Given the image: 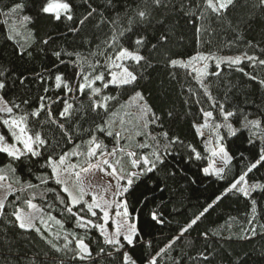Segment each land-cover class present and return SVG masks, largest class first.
<instances>
[{
    "label": "snow or ice",
    "instance_id": "6c2138e0",
    "mask_svg": "<svg viewBox=\"0 0 264 264\" xmlns=\"http://www.w3.org/2000/svg\"><path fill=\"white\" fill-rule=\"evenodd\" d=\"M249 2L244 0L245 5ZM121 3L122 0H41L37 15L50 18L68 33L80 36L89 48L86 55L75 51L52 52L58 62L54 67L70 63L76 68L75 79L68 80L63 73L53 69H46L47 76L36 73L35 81L44 87L33 109L22 107L30 104L29 99L19 102L6 99L11 89L17 84L25 85L29 77L0 66V126L7 129V134L0 132V154L7 158V162L0 166V190L4 192L0 196V219L22 232H34L56 254L49 258L46 251L44 259L39 260L36 258L40 256L38 252L36 257L27 260V264H159L160 258L175 251L176 242L229 194L249 202L248 227L242 231L252 236L257 234L254 223L258 215L256 195L264 199V181L253 180L250 174L264 167V105L253 114L246 110V106L254 101L245 96L242 102L226 107L231 88L227 89L222 101L213 95V82L209 78L221 77V65L235 66L236 71L264 89V78L239 67L245 61L253 69L264 67V58L248 52L231 57L199 50L205 44L211 45L214 34L218 33L213 20L220 28L226 26V30L235 33L233 40L228 41L232 44L242 39L241 24L252 19L253 14L233 23L229 12L236 9L237 0H197L195 5L191 0H179V11L190 18L189 23L196 25L198 45L195 55L184 57L173 53L169 47L173 29L165 26L163 20H156L154 15L161 10L176 8L177 0H141L135 8L125 4L123 11ZM251 6L264 9V0H255ZM25 7L24 3L16 2L0 14L17 17L19 24L13 21L7 39L16 43L21 58H31L33 52L29 49L38 41L35 33L27 27L34 23L33 17L21 15ZM109 12L114 15L106 14ZM4 22L7 24L8 20ZM89 29H95L90 38ZM21 36L23 42L19 39ZM51 39L49 36L39 43L48 45ZM246 44L251 49L259 48L264 54L259 41H247ZM64 56L74 59L65 60ZM212 63L216 70L209 71ZM157 68L167 70L170 80L179 82L180 77H191L198 85L199 92H193L188 86L186 94L190 99L197 97L195 103L200 105L202 122L196 123L194 117L192 126L210 153L207 158L193 145H185L179 136H170L162 130V116L154 110L143 91V84L150 76L149 70ZM50 81L54 87L49 85ZM110 88L118 90L119 94H109L106 90ZM200 95L207 98L209 108L203 106ZM122 97L125 98L122 100ZM188 103L189 100H185V104ZM57 106L58 112L54 111ZM214 112L221 119L218 120ZM166 115L171 118L173 112L169 110ZM42 117L44 124L57 130L51 138L30 127V118L40 121ZM205 129L210 134L206 140ZM100 134L112 138L114 145L109 148ZM230 138L242 139L248 145L246 151L249 154L245 155V151L239 149L236 150L238 155L233 154L227 143ZM65 144L72 147L66 148ZM177 145L188 149L190 162L207 159L206 166L199 169L204 177L225 179L235 168L234 161H239L241 171L221 194L179 229L178 235L159 251L149 252L144 257L138 254V248L151 249L152 241L144 239V230L139 227L143 209L133 205L129 197L135 195L136 205L147 206L151 200L149 193L164 191L161 181L166 186L167 179L177 175L168 166V157ZM26 161L48 170L36 177L39 184L24 180L19 173V166ZM96 172L108 178L105 186H94L90 182L89 177ZM50 181L59 190L47 187L40 191L41 198L53 193L54 200L61 206V215L70 216L74 229L81 231L66 229L60 219L33 202L37 194L35 190L41 185H49ZM149 181L152 182L150 187ZM192 183H195L194 179ZM141 188L145 190L139 191ZM138 191L139 195H136ZM9 195H14L15 199L10 201ZM165 206L161 199L160 205L149 210V223H165ZM47 207L52 209L54 205L48 204ZM53 225L57 226L55 231ZM260 228L264 230V224ZM93 230L98 233L96 239L91 236ZM203 235L207 239L208 234ZM248 238V235L240 236V239ZM189 259L192 264H203L210 260V256L205 250ZM175 264H181V260H175Z\"/></svg>",
    "mask_w": 264,
    "mask_h": 264
},
{
    "label": "trees",
    "instance_id": "16d2710c",
    "mask_svg": "<svg viewBox=\"0 0 264 264\" xmlns=\"http://www.w3.org/2000/svg\"><path fill=\"white\" fill-rule=\"evenodd\" d=\"M16 2H22L26 5L21 15L33 17L34 23L27 25V27L35 33L38 43L29 49L33 52L31 58L26 56L21 58L17 53L16 43L7 39V36L10 34L9 28L13 21L17 25L19 21L15 16L5 17L0 14V66L10 69L17 75L22 73L29 77L25 85L17 84L11 89L7 93L6 99L15 100L16 102L25 98L29 99L30 104L22 107L25 110H31L36 106L38 97L43 94L42 89L44 87V85L35 81L34 77L36 73H42L47 76L46 69H53L56 72L63 73L68 80L74 81L75 79L76 68L70 63L54 67L58 62L55 61L52 52L54 50L75 51L86 55L89 46L82 42L80 36L68 33L62 25L54 23L50 18L38 16L37 12L41 0H0V11H8L9 7ZM140 3L141 0H122L120 9L123 11L125 4L129 8H135ZM196 3L197 0H191L192 5ZM253 3H255V0H250L247 5L244 4V0H237L236 9L229 12V19L233 23L237 22L241 17L247 19L249 13L253 14L252 19L248 20L247 23L241 24L242 39L228 44V41L233 40L235 33L231 30H226V26L220 28L213 20V26L218 28V33L214 34L211 45L205 44L199 50L204 52L210 50L216 54L228 56H238L244 52H248V54L261 55L264 58V54L259 51V48L251 49L246 44L247 41H252L253 43L259 41L260 47L264 48V9L253 8L251 6ZM106 14L114 15L111 12ZM154 15L156 20H163L165 26L173 29L169 45L173 53H179L184 57L196 54L198 50L195 37L196 25L189 23L190 18L184 16L179 11V0H177L176 8L161 10ZM6 19L8 20L7 24L4 22ZM159 27L160 25H157V28ZM18 30L23 31V29ZM105 30L107 31L106 26ZM88 31L90 38V33L95 31V29H89ZM49 36H52V39L48 45L39 43V40L48 38ZM19 39L23 42V36ZM178 43L182 44V46L177 47ZM40 49H43V51H40ZM63 58L65 60L74 59V57L70 58L68 56H64ZM239 67L243 68L245 72L258 73L261 78H264V67L253 69L247 61ZM214 70H216L215 65H211L209 71ZM220 71L221 77L219 79L216 77H210L209 79L213 82V95L222 101L227 89L231 88V91L228 92L229 99L226 102V107H231L236 102H242L245 96L254 101V103L246 106V110L253 114L257 112L261 105H264V89H261L255 81L249 80L242 72L236 71L235 66L230 68L227 65H221ZM149 73V78L143 84V91L154 110L162 116V130L167 131L170 136H179L185 145H193L201 152L202 156L207 158L210 153L205 150L204 141L197 136L192 126L194 117L196 123L202 122L199 115L200 105L195 103L197 97L190 99L186 94L188 86L192 87L193 92H199L196 82L191 77H180L179 82L177 80H170L167 70L161 68L150 69ZM49 85L54 87L51 81ZM106 91L113 95L119 94L118 90L113 88ZM124 98L122 97L121 99L123 100ZM199 99L205 108H209V102L206 97L200 95ZM185 100H189V103L185 104ZM169 110L173 112L171 118L166 115ZM54 111L58 112L59 107H54ZM214 115L218 120L221 119L217 112H214ZM30 127L33 130L42 132L49 138L57 133L54 126L43 123V117L40 121L30 118ZM205 130L206 135L204 139L206 140L208 139V130ZM156 131L159 132L161 129H156ZM0 132L7 134V129L0 126ZM100 135L109 148L114 145L112 138L103 137V134ZM227 143L233 154L238 155L237 149L245 151V155L249 154L246 151L248 145L242 139L230 138ZM64 146L69 149L72 147V145L68 144ZM143 151L147 152L148 150L144 149ZM188 155V149L183 145H177L172 149V153L168 157V166L169 170H175L177 175L174 178L167 179L166 186L161 181V186L164 187L163 192L156 191L155 193H149L151 200L147 206L143 204L136 205L135 195L129 197L133 205L143 209L142 214H140L139 227L144 230V239L152 241L151 249L138 248V254H142L144 257L149 252L154 254L159 251L172 237L178 235L179 229L206 207L216 195L221 194L241 171L239 161H234L233 163L236 166L225 179L218 180L214 177H204L199 169L201 166H206L207 159L190 162ZM6 162V156L0 154V166H3ZM47 171V169L41 168L39 164H29L27 161L24 165L19 166V173L22 178L35 184H39V180L36 177ZM160 176L162 177L163 173ZM250 176L253 180L259 179L264 181V167L258 171H254ZM193 179L195 183H192ZM151 183L149 181V187ZM47 187L59 190L58 186L51 181L49 185H41L40 189L35 190L37 194L33 202L43 207L45 211H50L57 219H60L66 229L81 231L74 229L73 219L70 216L66 213L61 215V206L54 200L53 193H48L45 198H41L40 191ZM144 190V188H141L139 191ZM139 191L136 195H139ZM17 195L19 194L17 193ZM26 196L27 193L24 194V197ZM14 199V195H9L10 201ZM161 199H163L166 205L163 208L166 218L165 223L163 225H154L149 223L150 217L148 212L155 206L160 205ZM256 199L258 201V215L254 222L257 228L255 236H252L249 232L242 231V228L246 229L248 227L247 220L250 218L249 202L244 200L243 197L229 194L219 203L215 204L193 229L185 233V236L174 245L175 251L170 252L169 256L160 258L159 264H175V260H181V264H192L189 257L195 256L198 252L205 250H207L210 260L203 262V264H264V234H262L264 230L260 228V225L264 224V199H261L259 195H256ZM48 204H53L54 208L48 209ZM6 211H11V209L6 208ZM8 219L12 218L8 217ZM56 228L57 226L53 225V231ZM204 233L208 234L207 239H205ZM242 235H248L250 238L240 239ZM91 236L93 239H96L98 233L93 230ZM228 237H231V239H228ZM46 251L49 252V258L56 255L48 249L47 245L40 241L34 232H22L18 228L8 224L5 220L0 219V264H27V260L36 257L38 252L40 256L36 258L43 260V253Z\"/></svg>",
    "mask_w": 264,
    "mask_h": 264
},
{
    "label": "rangeland",
    "instance_id": "374dc122",
    "mask_svg": "<svg viewBox=\"0 0 264 264\" xmlns=\"http://www.w3.org/2000/svg\"><path fill=\"white\" fill-rule=\"evenodd\" d=\"M217 55H219V54H217ZM219 56H228V55H219ZM231 57H234V56H231ZM211 65H214V63H212ZM204 132L206 135V130H204ZM209 135L210 134H209V130H208L207 138H209ZM89 180L94 186L103 187L107 184L108 178L103 176L102 173L96 172V174L94 176L89 177ZM5 183H7V181ZM3 195H4V192L2 190H0V196H3ZM89 199H90V197H89Z\"/></svg>",
    "mask_w": 264,
    "mask_h": 264
}]
</instances>
